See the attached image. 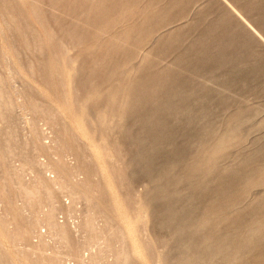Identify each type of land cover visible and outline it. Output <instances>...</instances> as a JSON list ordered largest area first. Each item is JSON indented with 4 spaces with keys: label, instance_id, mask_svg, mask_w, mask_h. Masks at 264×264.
I'll return each instance as SVG.
<instances>
[{
    "label": "rangeland",
    "instance_id": "374dc122",
    "mask_svg": "<svg viewBox=\"0 0 264 264\" xmlns=\"http://www.w3.org/2000/svg\"><path fill=\"white\" fill-rule=\"evenodd\" d=\"M0 264H264V0H0Z\"/></svg>",
    "mask_w": 264,
    "mask_h": 264
}]
</instances>
